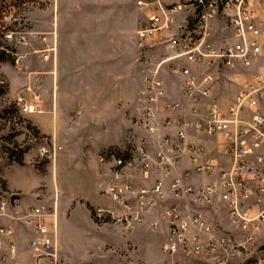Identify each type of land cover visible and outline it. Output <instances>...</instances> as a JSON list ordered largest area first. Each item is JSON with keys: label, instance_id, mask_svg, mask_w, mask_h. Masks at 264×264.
Instances as JSON below:
<instances>
[{"label": "built area", "instance_id": "built-area-1", "mask_svg": "<svg viewBox=\"0 0 264 264\" xmlns=\"http://www.w3.org/2000/svg\"><path fill=\"white\" fill-rule=\"evenodd\" d=\"M134 6L141 15L134 42L144 135L129 153L99 156L106 179L98 185L103 201L93 208L95 221L126 231L143 223L163 228L170 256L264 264V0H134ZM169 80L176 100L168 97ZM41 84L39 78L28 97L16 98L23 113L45 112ZM57 150L40 151L54 160ZM19 205L0 198V221L32 234L36 264L42 258L56 264V206L8 213ZM13 235L0 224L2 262L15 257Z\"/></svg>", "mask_w": 264, "mask_h": 264}, {"label": "rangeland", "instance_id": "rangeland-1", "mask_svg": "<svg viewBox=\"0 0 264 264\" xmlns=\"http://www.w3.org/2000/svg\"><path fill=\"white\" fill-rule=\"evenodd\" d=\"M140 18L134 0H0V43L15 58L0 65V108L28 97L26 89L42 78L45 111L17 107V117L0 120V198L19 201L9 207L12 216L56 206V264H204L170 256L163 228L143 223L126 231L93 217L99 156L129 153L144 135L134 42ZM42 147L60 150L48 160ZM24 149L21 163L2 151L16 158ZM0 224L14 230L16 250L0 264H36L23 225Z\"/></svg>", "mask_w": 264, "mask_h": 264}, {"label": "trees", "instance_id": "trees-1", "mask_svg": "<svg viewBox=\"0 0 264 264\" xmlns=\"http://www.w3.org/2000/svg\"><path fill=\"white\" fill-rule=\"evenodd\" d=\"M13 51L12 50H8V48H2L1 43H0V65L1 64H5L8 63L10 65H13L15 63V58L13 56ZM1 93H4V90H0ZM18 116V108L15 104H10L9 106H5V107H1L0 108V120H11L14 117ZM8 157L9 160H13L17 163H21L22 161V154H24L27 150L24 149L22 150L19 156H17L16 158L12 156L11 153H8L7 150H2Z\"/></svg>", "mask_w": 264, "mask_h": 264}, {"label": "crops", "instance_id": "crops-1", "mask_svg": "<svg viewBox=\"0 0 264 264\" xmlns=\"http://www.w3.org/2000/svg\"><path fill=\"white\" fill-rule=\"evenodd\" d=\"M168 86H169V88H170V91H172V92H170V93H174V94H176L177 95V97H176V99H178V93L175 91H173L174 90V88H175V85H174V83L172 82V80H169V82H168ZM175 99V100H176ZM163 134L165 133V132H162ZM162 134V135H163ZM197 141L199 142V143H202V144H204L205 146H207V141L204 139V138H201V139H197ZM104 179H106L105 178V176L103 175V171H102V169L100 170V172H98L97 173V181H96V200H95V205H97V204H99V203H101L102 201H103V199L102 198H100V196H99V194H98V185H99V183L100 182H102ZM23 229L26 231V232H28V230H26L24 227H23ZM28 234L31 236V238H32V234H30L29 232H28ZM31 240V239H30Z\"/></svg>", "mask_w": 264, "mask_h": 264}]
</instances>
